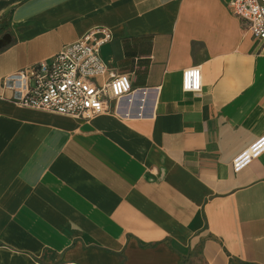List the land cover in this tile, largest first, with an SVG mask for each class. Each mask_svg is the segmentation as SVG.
<instances>
[{
  "label": "crops",
  "instance_id": "crops-1",
  "mask_svg": "<svg viewBox=\"0 0 264 264\" xmlns=\"http://www.w3.org/2000/svg\"><path fill=\"white\" fill-rule=\"evenodd\" d=\"M231 1L0 0V82L106 28L147 92L83 122L0 85V264H264V154L232 167L264 136V42Z\"/></svg>",
  "mask_w": 264,
  "mask_h": 264
},
{
  "label": "built area",
  "instance_id": "built-area-1",
  "mask_svg": "<svg viewBox=\"0 0 264 264\" xmlns=\"http://www.w3.org/2000/svg\"><path fill=\"white\" fill-rule=\"evenodd\" d=\"M232 13L244 22L245 34L264 42V3L232 0ZM112 40L106 28H95L36 67L4 77L0 85L13 92L11 101L22 108L44 111L88 122L125 110L145 89L134 88L130 74L120 73L103 58L102 49ZM194 75H189V74ZM184 92L203 89L201 68L182 73ZM144 101V100H143ZM264 154V136L243 150L232 162L235 172L247 168Z\"/></svg>",
  "mask_w": 264,
  "mask_h": 264
},
{
  "label": "rangeland",
  "instance_id": "rangeland-1",
  "mask_svg": "<svg viewBox=\"0 0 264 264\" xmlns=\"http://www.w3.org/2000/svg\"><path fill=\"white\" fill-rule=\"evenodd\" d=\"M196 261H198V263H196V264H202L201 262H199V260H196Z\"/></svg>",
  "mask_w": 264,
  "mask_h": 264
},
{
  "label": "snow or ice",
  "instance_id": "snow-or-ice-1",
  "mask_svg": "<svg viewBox=\"0 0 264 264\" xmlns=\"http://www.w3.org/2000/svg\"><path fill=\"white\" fill-rule=\"evenodd\" d=\"M189 75H194V74H191V73H190Z\"/></svg>",
  "mask_w": 264,
  "mask_h": 264
}]
</instances>
